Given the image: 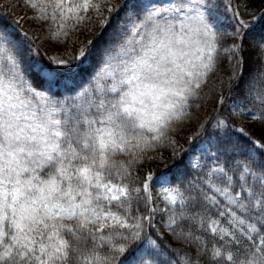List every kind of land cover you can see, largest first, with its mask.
I'll return each mask as SVG.
<instances>
[{"label": "snow or ice", "instance_id": "obj_1", "mask_svg": "<svg viewBox=\"0 0 264 264\" xmlns=\"http://www.w3.org/2000/svg\"><path fill=\"white\" fill-rule=\"evenodd\" d=\"M24 3L57 44L90 13L117 44L73 92L91 39L65 59L0 27V264H264V34L243 55L264 12L227 0L229 32L219 0ZM182 137L198 155L154 177Z\"/></svg>", "mask_w": 264, "mask_h": 264}, {"label": "trees", "instance_id": "obj_2", "mask_svg": "<svg viewBox=\"0 0 264 264\" xmlns=\"http://www.w3.org/2000/svg\"><path fill=\"white\" fill-rule=\"evenodd\" d=\"M122 2V0H121ZM241 4V11H248V12H256L257 14L264 9V0H239ZM247 2L249 4V7L247 9H244L242 7L243 3ZM234 3V2H233ZM0 11L2 14L10 21V23L16 25L23 31H27L32 37H38L35 39L36 44L40 47L42 55L45 53H49L52 55H60L63 56L65 59L71 57L72 55L76 54V51L84 44L87 43L89 39H93L96 37L102 28H96L94 32L87 33V32H81L78 34L76 37H71V39L67 42V44H57L55 41L48 40L47 38H44L42 35L37 36L36 32L32 29V26H30L27 22L25 21H20L19 24H15L16 20L18 19V15L15 11H12L9 9V7L2 1L0 0ZM121 15V13H120ZM10 26L9 23L4 21L0 17V27H7ZM113 29H114V24L109 27L105 34L95 42L93 46H91V51L94 48H97L100 45L104 46H111V45H116L117 41L113 38ZM264 34V22H257V27L255 30L247 37V40L245 42V51L243 55L250 61L255 60V45L259 42V37ZM86 61V59L84 60ZM81 72H89V68L81 69ZM82 82H78V86L81 87ZM69 88L74 92V87L69 86ZM231 103V101H229ZM219 107V105H217ZM212 112V106L209 114ZM227 114V113H226ZM244 127L246 130H249L252 132V134L255 137H260L261 135V129L257 125L256 122H247ZM214 134L211 129H209V132L206 134V137H212ZM203 138V139H204ZM199 140H194V141H187L185 138H180V143L178 145L177 149V156L176 158L169 159L168 157L170 156V150L163 152V156L166 162H158L156 164H151L149 167L152 168L154 177L156 175H159L162 172H169V170H172L173 173L179 172L183 169L184 163L187 161L188 154L193 152L194 149H196L197 144H199ZM117 159H122V157H117ZM177 165H180V168H177ZM143 209L141 211V214H143ZM157 217V215H156ZM161 218V215L159 216ZM156 222V220H155Z\"/></svg>", "mask_w": 264, "mask_h": 264}, {"label": "rangeland", "instance_id": "obj_3", "mask_svg": "<svg viewBox=\"0 0 264 264\" xmlns=\"http://www.w3.org/2000/svg\"><path fill=\"white\" fill-rule=\"evenodd\" d=\"M2 1L9 7V9H11L12 11H15L17 13L19 21L27 22L30 26H32V29L36 32L37 36L42 35L44 38H46L45 31H42L40 26L36 22H34L32 19H30V17L32 16L33 13H32V10L30 8L26 7L24 0H2ZM145 2H151V0H145ZM155 2H156L157 6L168 7L170 0H155ZM219 3L221 4V7L219 9L220 14H221L220 18L224 22L225 29L230 32L232 30L230 27L231 12L229 11V12L225 13L224 8H223V4L227 3V0H219ZM105 14H107V13H105ZM90 16L92 17L91 21L87 24L86 27L78 30L73 35L74 37H76L81 32H87V33L94 32V30L98 27L95 15L90 13ZM122 17H123V13L119 17H117L116 19H119ZM232 23H234V21H232ZM113 24L115 26V19H114ZM115 46L116 45H111L108 48L112 49ZM55 56L63 57L60 55H55ZM104 57H105V46L103 44L98 46L97 48H94L91 51L90 55L87 57V60L83 66V69L89 68V72H81V71L77 72L75 81H73L72 83L69 84V86H73L75 88L74 92L80 88L77 85L79 81L82 82L81 84L83 87L89 86V84L93 81L98 70L102 67V60L104 59ZM227 66H228V61H227V59H225L223 67L227 68ZM220 75L226 76V73L222 72V73H220ZM214 84H217V85L219 84V80L217 79L216 76H214L209 81L208 86L206 87L205 91H207L208 87H212ZM211 106H212L211 102L206 103L205 109L200 112V118L201 119H203L206 115L209 114V112L211 110ZM235 122L238 125L244 126L247 122H251V121L250 120H244V119H236ZM204 140H205V142H207L208 137H206ZM192 153L194 155H198V152H192ZM188 158H189V156H188ZM152 194L154 197H158V195H159V188H158V185L155 184V181L153 182V186H152ZM155 206L159 209V208H162L164 205H163L162 201L157 199L155 201ZM159 216L160 215H157V217H155V220H156L155 223L157 224V226H160L161 218ZM161 231L163 232V229H161Z\"/></svg>", "mask_w": 264, "mask_h": 264}, {"label": "water", "instance_id": "obj_4", "mask_svg": "<svg viewBox=\"0 0 264 264\" xmlns=\"http://www.w3.org/2000/svg\"><path fill=\"white\" fill-rule=\"evenodd\" d=\"M235 3H236V1H235ZM262 12H264V9H263V11ZM261 12V13H262ZM260 15V14H259ZM258 15V16H259ZM0 17H2L5 21H7V19L2 15V13L0 12ZM12 26H14V27H16L15 25H13V24H11ZM16 28H18V27H16ZM104 31H105V29H103L102 30V32L94 39V40H92V44L94 43V41L97 39V38H99L103 33H104ZM31 37V36H30ZM82 64H83V62H80V63H78V66H77V71L81 68V66H82Z\"/></svg>", "mask_w": 264, "mask_h": 264}]
</instances>
